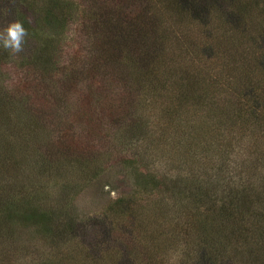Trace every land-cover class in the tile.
<instances>
[{"label":"trees","instance_id":"obj_1","mask_svg":"<svg viewBox=\"0 0 264 264\" xmlns=\"http://www.w3.org/2000/svg\"><path fill=\"white\" fill-rule=\"evenodd\" d=\"M0 13V28L28 32L23 52L0 47V264H164L171 250L181 264H264V0H0ZM76 22L103 45L63 61ZM9 63L25 76L8 79ZM81 79L117 90L104 116L90 90L75 114L118 134L134 180L98 229L74 204L102 168L91 132L52 134L44 118L70 112L60 86Z\"/></svg>","mask_w":264,"mask_h":264},{"label":"rangeland","instance_id":"obj_2","mask_svg":"<svg viewBox=\"0 0 264 264\" xmlns=\"http://www.w3.org/2000/svg\"><path fill=\"white\" fill-rule=\"evenodd\" d=\"M8 17H5L4 13H0V27L3 26L5 20ZM85 22H76L73 23L68 32L67 39L65 40L64 53L62 52L63 61H69V56L67 55V51L69 53L76 52L75 55H84L85 57L88 55H93L94 52H98V48L103 45V36L99 31H89L87 29L90 24V20L87 21L88 25H84ZM4 28V27H3ZM3 28H0L2 30ZM84 56L82 59H84ZM81 59V57H80ZM63 69V73H64ZM8 79L14 80L18 78H23L25 75L21 68L15 64L9 63L8 68ZM55 80V79H54ZM82 83H73L67 84L64 88L60 86V88L64 89V97L58 96L61 99V102L69 104L70 112H66V110H62V115L58 113H54V111L46 113L44 118L46 119L47 124H49L48 130L52 134H65L72 136L82 135V131H90V135H86V144L85 147L87 152L100 153L103 157V160L99 161L102 165L100 173L91 181V183L86 184L82 187V190L76 195L74 199V204L76 205L78 211L82 213L89 222L97 223L95 228H99V223H101L103 212L113 204V202L118 199L119 196L128 195V193L132 190L134 186L133 177L130 174L129 168H127L124 164H121L119 161L120 155L122 154L121 150L118 149V134H114L113 130H105L104 128L99 130H90V125L87 122L78 121L75 114L76 111L80 110L81 105L79 98H82L88 91L90 90V95L94 96L91 100L93 105L90 106V110L95 112V115L98 117H102L104 115L101 114L102 107H107L108 103L106 101L107 98L113 95L116 89L108 90L106 93L98 95L95 93V86L88 88V83L85 79H81ZM56 82V81H54ZM92 90V91H91ZM60 95V94H59ZM116 96H113L115 98ZM99 99V103L97 104V100ZM78 100V101H77ZM130 104V108L135 109L136 102L133 101ZM97 104V105H94ZM47 107V111L52 108ZM131 110V109H130ZM46 123V122H44ZM51 125V126H50ZM105 123H101L103 127ZM67 128H70L67 130ZM86 128L87 130H83ZM91 142V143H90ZM118 237L122 239V229L126 231L132 230V227L129 226L130 219H126L125 216H118ZM108 222V221H107ZM148 223V222H145ZM115 226V225H113ZM121 227V228H120ZM101 236L98 234L96 237L94 233H91V240L96 241V239ZM130 239V238H127ZM125 240H118L117 245L115 246L118 251V243L120 249L127 250V245L124 243ZM128 241V240H126ZM134 242H129V247H133ZM173 250L167 252L166 257L164 256L163 263L164 264H181L180 253H171ZM135 259L132 255L130 256L129 261L134 264ZM184 264H191V261L183 262Z\"/></svg>","mask_w":264,"mask_h":264},{"label":"clouds","instance_id":"obj_3","mask_svg":"<svg viewBox=\"0 0 264 264\" xmlns=\"http://www.w3.org/2000/svg\"><path fill=\"white\" fill-rule=\"evenodd\" d=\"M27 30L22 22L14 21L7 24L0 30V47L8 51L11 55L23 52Z\"/></svg>","mask_w":264,"mask_h":264}]
</instances>
